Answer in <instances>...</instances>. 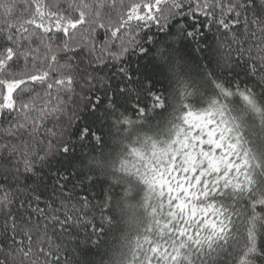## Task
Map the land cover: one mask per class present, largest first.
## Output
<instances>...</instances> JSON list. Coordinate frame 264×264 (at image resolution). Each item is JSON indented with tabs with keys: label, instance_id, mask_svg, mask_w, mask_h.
I'll return each instance as SVG.
<instances>
[{
	"label": "snow or ice",
	"instance_id": "6c2138e0",
	"mask_svg": "<svg viewBox=\"0 0 264 264\" xmlns=\"http://www.w3.org/2000/svg\"><path fill=\"white\" fill-rule=\"evenodd\" d=\"M0 264H264V0H0Z\"/></svg>",
	"mask_w": 264,
	"mask_h": 264
},
{
	"label": "trees",
	"instance_id": "16d2710c",
	"mask_svg": "<svg viewBox=\"0 0 264 264\" xmlns=\"http://www.w3.org/2000/svg\"><path fill=\"white\" fill-rule=\"evenodd\" d=\"M204 43L211 44L212 46L216 45V38L212 32L207 33L206 40L204 41ZM141 62L147 65V60H142ZM84 151L86 152L87 149H85Z\"/></svg>",
	"mask_w": 264,
	"mask_h": 264
}]
</instances>
